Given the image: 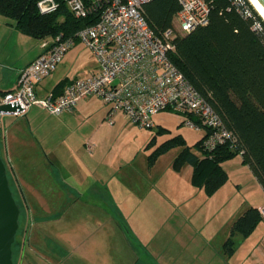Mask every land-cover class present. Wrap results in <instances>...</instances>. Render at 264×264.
<instances>
[{"label":"crops","instance_id":"1","mask_svg":"<svg viewBox=\"0 0 264 264\" xmlns=\"http://www.w3.org/2000/svg\"><path fill=\"white\" fill-rule=\"evenodd\" d=\"M14 25L12 20L6 17L0 18V36L5 40L13 38L15 47V53L11 57H4L0 50V93L13 91L18 85L20 71L45 53L53 43L52 37L38 41L22 33ZM98 72L99 63L96 57L78 41L57 69L37 86V96L45 98L53 94L57 85L64 81L67 86L75 80L87 79ZM93 107L108 116L109 107L100 98L81 99L74 111L64 112L54 120L52 126H49V130L46 128L42 131L43 139L47 142H50L48 136L57 132V134L53 133L56 137L50 143H41L37 137L32 140L26 131L17 129L14 123L10 125V131L13 130L8 145L11 163L23 165L40 163L48 170L66 171L64 187H70L74 196H69L64 202L63 213L58 218H64L73 212L79 218H86L84 215L89 212L98 216H110L116 213L117 217L125 218L128 224L134 225V220L139 219L138 214L153 211L154 206L159 208L167 201L175 212V217L183 220V227L171 233L175 236L166 246L169 252V261L166 264H264V253H258V249L264 245V220L247 236L235 233L232 237V248L229 250L226 241L230 235L225 240L207 227L198 226L199 219L201 220L210 208L212 209L209 212L227 214L231 224L241 216L236 201H233V195H229L226 190L227 194L220 196L228 182L212 196H207L203 189L191 184L194 192L191 195L190 182L185 179L183 172L186 165L179 171L174 169V164L171 165L170 175L166 178L167 172L157 174L153 168H149L148 172L144 171L146 172L144 174L140 164L132 163L134 158L130 155L124 157V160L119 154L111 157L110 151L105 148V143L111 136L120 140L119 133L110 135L102 134L101 130L80 133L73 131L76 122L80 124L87 122V119L84 121L82 117ZM31 110L32 108L29 111ZM28 112L20 116H26ZM121 115L127 118L121 113L119 117H122ZM114 124L113 119L110 125ZM261 187L263 195L256 201L250 200L251 207L258 209L264 207V188L262 185ZM41 193L40 202L44 198L43 190ZM97 202L99 205L91 204ZM237 235L243 240L238 244L234 242V237ZM138 236L140 242L138 247L148 252L147 261L134 259L128 262L111 261L101 264H165L152 255V252L150 253L147 245L149 237H142L140 234ZM38 248L36 249L39 252L42 248L41 246ZM52 249V246L46 249L50 252L46 253L47 256L39 253L35 255L32 252L25 264H34L36 260L38 264L40 261L45 264H94L88 260L73 258L67 248H60L58 251L56 248ZM192 249L199 252L200 256L198 260L190 263L186 254ZM174 252L176 255H173ZM23 256L24 250L19 264H24L21 262Z\"/></svg>","mask_w":264,"mask_h":264},{"label":"rangeland","instance_id":"2","mask_svg":"<svg viewBox=\"0 0 264 264\" xmlns=\"http://www.w3.org/2000/svg\"><path fill=\"white\" fill-rule=\"evenodd\" d=\"M93 1L103 2V0ZM0 18L5 19L2 15ZM2 38L3 36H0V50L4 57H11L15 53L14 39L5 40ZM61 115L53 116L42 107L33 106L26 116L3 114L0 121V154L6 163L14 196L21 207V227L15 245V264H19L23 250L24 256L21 262L25 264L32 252L47 256L46 253L50 252L46 249H49L50 246L53 249L56 248L57 251L60 248H67L73 258L88 260L94 264L111 261L128 262L134 259H141L145 262L149 259V255L146 254L147 251L144 252L138 247L139 234L142 237H149L147 245L150 253L152 252V255L166 264L169 261V252L166 246L168 242H172L175 236L174 233H171L183 227V220L175 217V212L172 211V207L167 201L164 202V206L159 208L154 206L153 211L138 214L137 218L139 219L134 220V225L128 224L125 218L117 217L116 213L110 216H98L96 213L89 212L84 215L86 218H79L73 212L64 218H58L63 213L64 202L68 200L69 196H74L70 187H64L66 171L48 170L40 163L23 165L10 162L11 155L9 154L11 153L8 152V145L10 134L13 131L12 129L10 131L11 124L14 123L17 129L26 131L31 139L37 137L41 143L45 144L49 141L43 139L42 131L46 128L49 130V126H52L54 120ZM119 116L120 113H115L113 115L115 124L110 125L107 115L105 116L93 107L82 117L84 121L87 119V122L85 124L76 122L73 131L80 133L81 131L101 130L102 134L110 135L119 133L120 140H117L118 137L111 136L105 143V148L110 151L111 157L119 154L124 160V157L130 155L134 158L132 163L140 164L143 172H148L149 168H153L157 174L167 172L166 178L170 175L171 165L183 150L182 144L172 145L165 153L154 159H152V153L173 137L182 136L187 145L193 147L203 136L202 132L185 127L182 124V118L173 112L163 111L153 115L154 127L151 129L140 128L133 125L124 116L121 115L123 119ZM161 129L162 132H160ZM53 133L57 134V132ZM53 133L48 136L50 142L56 137ZM192 149L196 150V148ZM186 166L183 170L184 177L189 180L191 189V187L193 188V167ZM224 168L229 178L227 187L221 191L220 196L226 195V190L229 195H233L239 215H242L251 207L250 200L256 201L263 195L262 187L252 170L243 163L241 156L228 160L224 164ZM41 190H43L44 198L40 202ZM191 190L190 193L193 195V189ZM202 194H204L203 191ZM91 204L96 206L99 205V202ZM211 209H207L203 218L199 219L198 226L207 227L208 230L217 233L220 238L226 240L231 234L233 223L231 224L227 214L209 212ZM242 241L241 236L234 237L235 243L238 244ZM39 246L42 249L38 252ZM258 253H264V245L258 249ZM173 255L176 253L174 252ZM186 255L187 260L193 263L199 259L200 253L192 249ZM34 264H38V261L36 260ZM39 264L45 263L40 261Z\"/></svg>","mask_w":264,"mask_h":264},{"label":"trees","instance_id":"3","mask_svg":"<svg viewBox=\"0 0 264 264\" xmlns=\"http://www.w3.org/2000/svg\"><path fill=\"white\" fill-rule=\"evenodd\" d=\"M39 1L0 0V15L12 20L22 33L42 41L60 34L75 36L81 29L96 24L103 11V6L96 7L93 0H82L90 12L86 18H77L67 0H56L58 9L45 14L38 8ZM206 1L211 6L209 23L178 35L171 59L231 137L226 144L209 151L203 147L206 131H202L203 136L193 147L182 136H176L155 150L152 159L172 145L182 144L174 169L191 165L193 186L212 196L228 182L224 164L241 156L264 188V19L250 0ZM180 10L178 0H151L144 5L149 25L160 35L174 28V18ZM66 87L65 81L60 83L53 95L63 94ZM262 220L258 208L247 209L233 222L227 249L232 248L235 233L247 236Z\"/></svg>","mask_w":264,"mask_h":264},{"label":"built area","instance_id":"4","mask_svg":"<svg viewBox=\"0 0 264 264\" xmlns=\"http://www.w3.org/2000/svg\"><path fill=\"white\" fill-rule=\"evenodd\" d=\"M150 1H93L96 7L103 6L98 22L81 29L75 36L60 34L54 37L48 50L20 71L17 87L0 94V105L19 101L24 109L14 116L24 115L33 106L59 116L74 111L81 99L97 97L109 107L110 123L115 113H121L134 125L151 129L154 127L153 115L168 111L180 115L186 127L207 132L203 140L205 150L212 151L226 144L231 137L229 132L171 59L178 35L188 34L209 23V2L178 0L181 10L174 18V28L160 35L151 28L144 14V5ZM67 4L75 17L89 15L82 0H67ZM58 7L56 0L38 3L40 12L45 14ZM78 41L96 57L99 72L87 79L73 81L57 97L50 94L39 98L37 86L57 69ZM192 115L197 117L196 120ZM2 116L0 113V121ZM260 213L264 220V207Z\"/></svg>","mask_w":264,"mask_h":264},{"label":"water","instance_id":"5","mask_svg":"<svg viewBox=\"0 0 264 264\" xmlns=\"http://www.w3.org/2000/svg\"><path fill=\"white\" fill-rule=\"evenodd\" d=\"M264 8V0H257ZM19 101L0 105L1 114L22 113ZM21 207L10 186L8 170L0 154V264H15L13 246L20 229Z\"/></svg>","mask_w":264,"mask_h":264},{"label":"bare ground","instance_id":"6","mask_svg":"<svg viewBox=\"0 0 264 264\" xmlns=\"http://www.w3.org/2000/svg\"><path fill=\"white\" fill-rule=\"evenodd\" d=\"M250 2L254 5L256 10L259 12V14L264 19V8L261 6V4L257 0H250Z\"/></svg>","mask_w":264,"mask_h":264}]
</instances>
